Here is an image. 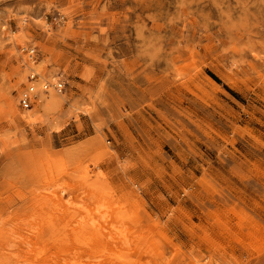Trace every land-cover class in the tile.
Listing matches in <instances>:
<instances>
[{"label": "rangeland", "instance_id": "374dc122", "mask_svg": "<svg viewBox=\"0 0 264 264\" xmlns=\"http://www.w3.org/2000/svg\"><path fill=\"white\" fill-rule=\"evenodd\" d=\"M0 264H264V0H0Z\"/></svg>", "mask_w": 264, "mask_h": 264}, {"label": "built area", "instance_id": "2783aa9c", "mask_svg": "<svg viewBox=\"0 0 264 264\" xmlns=\"http://www.w3.org/2000/svg\"><path fill=\"white\" fill-rule=\"evenodd\" d=\"M39 75L40 74L37 71H30L27 77L28 79L27 93L29 94V97L27 96L21 100L22 105L24 107H29L31 105V101L37 97L35 87H36V81H39ZM40 84L43 91H48L49 88H53L55 91L61 92L65 86V81L62 80L61 78H57L54 83L48 81L47 82L40 81Z\"/></svg>", "mask_w": 264, "mask_h": 264}, {"label": "bare ground", "instance_id": "6f19581e", "mask_svg": "<svg viewBox=\"0 0 264 264\" xmlns=\"http://www.w3.org/2000/svg\"><path fill=\"white\" fill-rule=\"evenodd\" d=\"M29 51H30L32 54L37 55L36 52H35V49L32 50V49L29 48ZM34 55H33V56H34ZM31 60H32V59H31ZM32 65H33V67L28 66V65H27L26 67H30V70H31V71H37V72L40 74V72L38 71V69H36V67H35V66H36L35 62H33ZM45 77H46V76H45ZM45 77H44L43 75L40 74V75H39V80H40V81L43 80V81L47 82L48 80H47V78H45ZM36 84H39V81H36ZM37 87H38V86H37ZM40 88H41V87H40ZM40 90H41V89H40ZM40 92H41V91H40ZM50 95H51V94H50ZM45 97H46V96H44V97L42 96V99H44ZM48 100H49V99H47V101H48ZM51 100H52V99H50L49 102H51ZM45 101H46V100H45ZM45 101H44V103H45ZM52 102H53V100H52ZM47 103H48V102H47ZM53 103H54V102H53ZM50 104H51V103H50ZM44 106H45V105H44Z\"/></svg>", "mask_w": 264, "mask_h": 264}, {"label": "trees", "instance_id": "16d2710c", "mask_svg": "<svg viewBox=\"0 0 264 264\" xmlns=\"http://www.w3.org/2000/svg\"><path fill=\"white\" fill-rule=\"evenodd\" d=\"M209 75H210L214 80L218 81L217 78H216L213 74L209 73Z\"/></svg>", "mask_w": 264, "mask_h": 264}]
</instances>
